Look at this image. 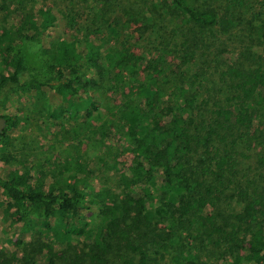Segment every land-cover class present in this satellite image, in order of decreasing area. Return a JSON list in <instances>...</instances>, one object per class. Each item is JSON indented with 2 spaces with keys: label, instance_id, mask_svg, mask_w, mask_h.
<instances>
[{
  "label": "trees",
  "instance_id": "trees-1",
  "mask_svg": "<svg viewBox=\"0 0 264 264\" xmlns=\"http://www.w3.org/2000/svg\"><path fill=\"white\" fill-rule=\"evenodd\" d=\"M97 1L68 0L83 14L72 18L55 1L0 0V89L12 81L42 95L51 117H89L103 97L118 103L132 156L109 204L104 189L87 192L95 186L82 163L56 177L5 153L0 206L29 238L19 259L0 264H264V0ZM106 4H124L126 23L212 76L202 87L187 76L166 94L164 60L113 34ZM219 35L236 44L234 60L213 55ZM3 105L0 137L18 123Z\"/></svg>",
  "mask_w": 264,
  "mask_h": 264
},
{
  "label": "rangeland",
  "instance_id": "rangeland-1",
  "mask_svg": "<svg viewBox=\"0 0 264 264\" xmlns=\"http://www.w3.org/2000/svg\"><path fill=\"white\" fill-rule=\"evenodd\" d=\"M54 1L66 12H70L69 9L73 10L70 12L72 18L83 15L82 12L77 13L72 9L68 0H28V3L35 4L38 8ZM117 1L136 2V0ZM88 2L90 5L95 4V0H88ZM140 2L141 0H137L136 7L143 6ZM110 3L114 5L116 1L110 0ZM96 5L98 6L99 3ZM106 6L107 9L110 8L106 11V25L112 20L118 22L113 27V34L126 40L135 55L153 54L158 57L157 59L164 60L165 67L164 64L163 67L165 73L168 74L166 83H164L166 94L182 86L181 83L187 76L191 78V75L197 74L199 77L197 82L201 87L212 76L210 72L213 71H208L207 74V70L201 67L196 57L187 63L180 62L178 58L174 59V53H167L166 49L157 42L156 32L149 30L142 32L137 30L132 23H126L127 20L121 11L125 7L124 4L123 6L106 4ZM94 12H98L97 18H100L101 11L95 8ZM4 20L5 17L0 12V38L4 33ZM166 27L164 30L167 36L166 41H170L171 25H166ZM61 29L62 27L59 26L55 31L57 36L61 33ZM174 41L179 42L176 39ZM217 43L220 44L217 45ZM220 48L223 49L224 58L234 60L237 57L239 49L237 50L236 44L227 39L225 35H219L216 45L211 47L213 55ZM157 63L159 66L162 65L161 62ZM203 71H206L205 74ZM99 104L103 107L102 110L89 117L70 115L67 111H60L56 117H51V108L46 104L42 95L21 93L14 82L8 81L0 89V106H6L12 114H16L18 123L14 130L0 137V166L7 152L12 153L16 163L28 172L42 168L56 177L66 172L72 173L75 166L82 163L89 170L86 178L89 179L91 185L95 186L94 189L87 188V192L104 189L107 193L104 201L109 204L114 203L113 199L121 192L122 172L132 157L131 152L128 151L130 146L123 136L127 120L120 118L118 103L112 105L110 100L107 101L103 97ZM14 216L15 214H11L7 217L3 207L0 206V256H13V258L17 256L16 258L19 259L22 242L29 238V234L25 233L19 224L12 222ZM40 236L43 243L52 244L50 236H46L45 233H40ZM164 261L168 263V260L164 259L162 264H166Z\"/></svg>",
  "mask_w": 264,
  "mask_h": 264
},
{
  "label": "water",
  "instance_id": "water-1",
  "mask_svg": "<svg viewBox=\"0 0 264 264\" xmlns=\"http://www.w3.org/2000/svg\"><path fill=\"white\" fill-rule=\"evenodd\" d=\"M7 124L6 118L3 116H0V132L3 131V129L5 128Z\"/></svg>",
  "mask_w": 264,
  "mask_h": 264
}]
</instances>
